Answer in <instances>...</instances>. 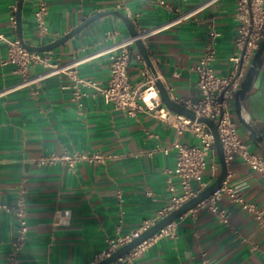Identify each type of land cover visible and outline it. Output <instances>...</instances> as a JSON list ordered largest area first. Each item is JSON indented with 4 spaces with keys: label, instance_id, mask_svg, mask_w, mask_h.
<instances>
[{
    "label": "crops",
    "instance_id": "1",
    "mask_svg": "<svg viewBox=\"0 0 264 264\" xmlns=\"http://www.w3.org/2000/svg\"><path fill=\"white\" fill-rule=\"evenodd\" d=\"M19 0H0V264H95L118 236L132 234L155 219L169 203L168 169L176 165L175 140L199 144L190 130L177 128L145 111L130 115L107 103L95 87H82L75 96L78 75L108 83L113 44L131 37L117 14H106L52 50V63L63 67L22 84L23 76L12 63H3L8 40L19 37L16 12ZM48 32L40 34L35 23V0H23L22 39L40 46L55 41L94 14L120 10L140 31L158 77L170 96L180 102L200 97L198 65L212 27L217 29L215 71L230 75L238 44L243 11L240 0H48ZM264 4V0H263ZM180 15H183L182 17ZM181 17V18H179ZM20 38V37H19ZM148 68L136 44L131 48L128 71L133 85L142 83ZM46 70L32 64L28 77ZM256 126L257 141L233 119L251 150L264 156V73L260 72L246 99ZM102 152L105 163L79 162L70 168L63 161L42 164L52 153ZM214 175L210 168L205 179ZM224 187H233L245 208L226 191L218 206L228 221L206 202L172 223L171 233L150 239L138 264H264V177L246 161L227 162ZM173 183L178 186L177 179ZM118 194H121L119 197ZM22 199L27 208L28 233L18 256L11 242L17 220L13 206ZM6 205L8 208L2 207ZM58 208H69L66 225L53 223Z\"/></svg>",
    "mask_w": 264,
    "mask_h": 264
},
{
    "label": "built area",
    "instance_id": "2",
    "mask_svg": "<svg viewBox=\"0 0 264 264\" xmlns=\"http://www.w3.org/2000/svg\"><path fill=\"white\" fill-rule=\"evenodd\" d=\"M35 4L36 28L40 34H45L48 32L49 3L48 0H35ZM239 8L243 11V23L240 26L238 38V44L241 45L242 52L233 58L236 63L235 70L226 76L219 75L215 71L213 63L217 57L219 32L212 27L203 55L196 66L200 97L196 100L186 101L184 104L194 110L197 117L207 116L218 123V132L223 143L227 162L239 157L264 177L263 154L250 149L248 142L240 131V122L234 120L232 116V112L235 110L236 92L241 87L245 73L264 40V4L263 0H240ZM13 21L16 23L15 17H13ZM134 44L135 37L131 36L109 47L107 51L110 54V75L106 85H100L90 78L73 76L76 87L75 96H79L82 87H95L104 100L107 103H112L115 108L122 109L130 115L136 114L137 111L152 113L174 125L178 133H183L185 130L192 131L199 138L200 143L187 145L179 140L173 142L172 148L176 149L177 158L175 168L168 169L170 174L168 179L169 190L171 191L169 203L158 211L154 220L146 223L140 230L132 234L118 236L112 240L110 249L98 261L110 255L121 245L131 241L150 225L206 188L210 184L205 179L206 170L210 168L214 175L218 166L215 137L210 127L206 123L198 121V119H192L168 108L156 84L157 77L154 76L152 71L148 68L144 69L142 83L140 85L132 84L128 67L131 60V48ZM241 62L242 70L239 72ZM3 63H12L16 66V71L23 76L20 84L63 67L57 63H52L47 51L28 49L19 37L8 40L6 57ZM37 63L45 65L46 70L39 75L28 77L29 67ZM107 159L108 155L102 152L65 151L62 154L52 153L44 157L41 162L42 164L52 165L58 161H63L72 168L79 162L105 163ZM173 178L177 179L178 186L173 183ZM221 191H226L235 201L242 203L245 208L256 211L258 217L263 218V213L256 210L252 204L246 203L233 187L225 188L223 184L220 189L203 201L209 205L213 212L218 213L223 221H228V214L225 209H220L217 203ZM118 195L121 197V194ZM1 206L8 208L6 205ZM12 208L17 220V229L11 246L12 255L16 257L25 245L29 227L27 208L24 201L19 199ZM71 216V209L58 208L54 212L53 223L56 226L66 225L70 222ZM171 227L172 223L162 228L155 236L170 234ZM150 239L140 243L131 252L111 264H138L137 258L144 253Z\"/></svg>",
    "mask_w": 264,
    "mask_h": 264
},
{
    "label": "water",
    "instance_id": "3",
    "mask_svg": "<svg viewBox=\"0 0 264 264\" xmlns=\"http://www.w3.org/2000/svg\"><path fill=\"white\" fill-rule=\"evenodd\" d=\"M22 4H23V0H19L17 12H16V15H17L16 22H17V29H18L19 37H20V40L23 42V44L28 49L36 50V51H47V50H52L56 48L60 44H63L64 42H66L70 37L80 32L90 22L106 14L113 13V14L119 15L123 19L125 24L127 25L131 36L135 37V44L139 48L147 66L151 69L154 76L157 77L156 84L159 88L161 97L165 105L177 113L184 114L192 119H198V121L206 123L214 134L216 148H217L219 160L221 163V172L218 175V177L214 181H212L206 188L201 190L197 195L186 200L179 207L172 210L166 216L162 217L161 219H159L158 221L150 225L148 228L143 230L138 236L134 237L131 241L121 245L116 250H114L110 255L106 256L105 258L95 263V264H111L112 262L116 261L120 257L131 252L140 243L155 236V234H157L162 228L173 223L175 220L183 216L186 212L195 208L198 204L205 201L209 196H211L214 192H216L218 189L222 187L228 175V164H227V160H226L224 149H223V143L221 141L220 134L218 132V123L213 118H210L207 116L197 117V114L194 110L186 106L184 103L173 99L170 96L165 84L158 77V72L155 69L154 63L142 39L140 31L137 29L132 19L128 17L124 12L120 10H107V11L98 12L94 14L91 18L86 20L84 23L78 25L77 27L72 29L70 32L56 39L55 41L50 42L48 44L40 45V46H33V45H29L25 43L22 39ZM244 51L245 49L243 50V53ZM242 60H243V57H242ZM242 62H241L239 72H241L242 70ZM260 72L264 73V40L262 41L261 45L257 49L252 59L251 64L245 73V77L241 83V87L236 92L235 100H234L235 111L239 117L240 122L242 123V125H244L248 129V131L250 132L254 140H257V141L261 140V135L258 136L256 126L253 125V120L251 119V115L247 111L246 99L248 97V94L252 86L256 82Z\"/></svg>",
    "mask_w": 264,
    "mask_h": 264
}]
</instances>
